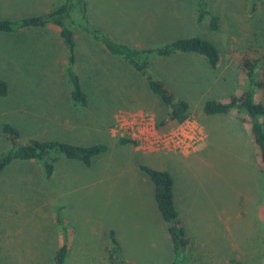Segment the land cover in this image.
<instances>
[{
    "label": "rangeland",
    "instance_id": "374dc122",
    "mask_svg": "<svg viewBox=\"0 0 264 264\" xmlns=\"http://www.w3.org/2000/svg\"><path fill=\"white\" fill-rule=\"evenodd\" d=\"M62 1L0 0V20L47 13ZM207 1L219 17L216 30L209 17L197 22L191 0H88L89 22L117 42L141 49L199 36L218 49L216 69L195 54L147 58L150 74L187 103L186 120L203 131L185 154L119 142L118 115L147 113L156 122L167 110L138 72L85 32L76 33L85 107L69 98L56 29L0 32V78L9 89L0 97V156L9 150L5 124L23 142L107 147L89 166L60 157L50 178L35 161L1 170L0 264H50L63 240L70 248L65 264H112L111 231L131 264H172L167 225L141 167L174 179L175 207L190 242L184 264H264V176L254 145L234 113H202L205 101L226 102L247 88L238 61L247 46L264 57V12L252 18L248 0ZM257 99L264 103V94ZM57 216L68 223L66 238L57 233L63 225Z\"/></svg>",
    "mask_w": 264,
    "mask_h": 264
},
{
    "label": "trees",
    "instance_id": "16d2710c",
    "mask_svg": "<svg viewBox=\"0 0 264 264\" xmlns=\"http://www.w3.org/2000/svg\"><path fill=\"white\" fill-rule=\"evenodd\" d=\"M191 1L197 7V22H201L204 17H209L210 29L216 30L219 17L208 8V1ZM248 2L250 3L249 15L252 18H259L260 11L264 12V2L262 0H248ZM89 21L87 0H63L47 13L16 20H0V32L46 30L49 27L56 29L64 50V75L65 82L70 89L69 98L74 106L80 107L87 106L88 99L76 68V33L77 31L85 32L91 40L103 46L110 56L122 58L138 72L145 79L149 91L160 99L167 113L164 118L156 120V127L159 131H165L186 120L189 115L187 103L179 99L162 80L150 74L147 58L149 55L170 57L176 54H195L204 57L209 66L216 69L220 62L216 46L207 39L190 36L177 38L160 46L137 49L115 41ZM262 23L264 27V22ZM238 62V68L246 79L247 88L238 95H231L226 102L205 101L202 113L206 116H225L234 113L237 116L247 128L264 176V103L257 99L258 95L264 94V57L254 46H247ZM8 93L7 82L0 78V97H6ZM2 132L7 136L9 150L0 156V172L16 160L35 161V164L42 168L45 177L50 178L54 172L55 163L60 157L77 160L89 166L93 157L107 150L104 144L82 146L37 139L23 142L16 129L8 124L3 125ZM119 142L122 145H136L134 141L128 139H120ZM141 169L148 175L153 185V196L157 209L167 225V233L176 256L172 264H184L190 242L175 207L174 179L168 171L146 167H141ZM57 220L63 223L60 232L57 233L66 238L68 236L66 224L68 223L59 216ZM109 235L108 260L112 264H131L123 259L121 248L112 231ZM69 251L68 243L63 240L61 246L54 250L50 264H65ZM231 264L245 263L233 262Z\"/></svg>",
    "mask_w": 264,
    "mask_h": 264
},
{
    "label": "built area",
    "instance_id": "2783aa9c",
    "mask_svg": "<svg viewBox=\"0 0 264 264\" xmlns=\"http://www.w3.org/2000/svg\"><path fill=\"white\" fill-rule=\"evenodd\" d=\"M118 116L115 133L121 139L134 141L136 145L146 149L185 154L194 151L204 139L201 127L190 120H184L165 131H159L155 120L147 113Z\"/></svg>",
    "mask_w": 264,
    "mask_h": 264
},
{
    "label": "crops",
    "instance_id": "0c3cea01",
    "mask_svg": "<svg viewBox=\"0 0 264 264\" xmlns=\"http://www.w3.org/2000/svg\"><path fill=\"white\" fill-rule=\"evenodd\" d=\"M88 1V0H87ZM88 11H89V4H88ZM173 194H174V187H173Z\"/></svg>",
    "mask_w": 264,
    "mask_h": 264
}]
</instances>
